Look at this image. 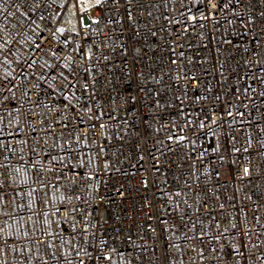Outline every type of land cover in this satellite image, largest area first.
Listing matches in <instances>:
<instances>
[{
  "label": "built area",
  "instance_id": "built-area-1",
  "mask_svg": "<svg viewBox=\"0 0 264 264\" xmlns=\"http://www.w3.org/2000/svg\"><path fill=\"white\" fill-rule=\"evenodd\" d=\"M85 16L0 0V264H264V0Z\"/></svg>",
  "mask_w": 264,
  "mask_h": 264
},
{
  "label": "rangeland",
  "instance_id": "rangeland-1",
  "mask_svg": "<svg viewBox=\"0 0 264 264\" xmlns=\"http://www.w3.org/2000/svg\"><path fill=\"white\" fill-rule=\"evenodd\" d=\"M61 6V23L71 30L78 29V23L85 19V11L96 6L97 0H57ZM91 15L89 16V18Z\"/></svg>",
  "mask_w": 264,
  "mask_h": 264
},
{
  "label": "snow or ice",
  "instance_id": "snow-or-ice-1",
  "mask_svg": "<svg viewBox=\"0 0 264 264\" xmlns=\"http://www.w3.org/2000/svg\"><path fill=\"white\" fill-rule=\"evenodd\" d=\"M97 3H99V0H97ZM247 171V170H246Z\"/></svg>",
  "mask_w": 264,
  "mask_h": 264
}]
</instances>
